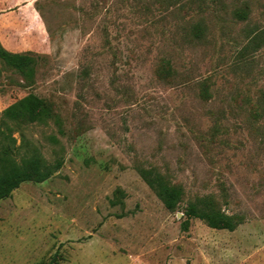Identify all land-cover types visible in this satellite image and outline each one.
Wrapping results in <instances>:
<instances>
[{
	"label": "rangeland",
	"instance_id": "obj_1",
	"mask_svg": "<svg viewBox=\"0 0 264 264\" xmlns=\"http://www.w3.org/2000/svg\"><path fill=\"white\" fill-rule=\"evenodd\" d=\"M4 130L63 165L0 201V264H264V0H0Z\"/></svg>",
	"mask_w": 264,
	"mask_h": 264
},
{
	"label": "trees",
	"instance_id": "obj_2",
	"mask_svg": "<svg viewBox=\"0 0 264 264\" xmlns=\"http://www.w3.org/2000/svg\"><path fill=\"white\" fill-rule=\"evenodd\" d=\"M2 58L8 64L14 65L11 57L5 53L2 54ZM3 117L22 124L44 123L52 118V111L44 101L29 96L8 109ZM8 130L0 133L2 136L0 138V201L11 196L23 183H43L49 180L63 165V161H57L53 165L47 164L39 155L18 161L12 146V143H16L17 140L12 134H7ZM142 177L167 210L171 212L177 210L182 196L180 190L170 187L160 176H153L149 172H142ZM185 215L189 219L204 221L215 230L233 231L236 229V224L231 218L212 211H201L195 206H192Z\"/></svg>",
	"mask_w": 264,
	"mask_h": 264
}]
</instances>
